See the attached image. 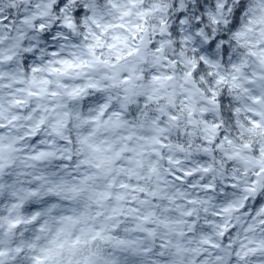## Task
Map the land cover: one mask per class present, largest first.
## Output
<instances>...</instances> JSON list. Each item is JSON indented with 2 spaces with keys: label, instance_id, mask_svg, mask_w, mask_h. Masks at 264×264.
I'll return each mask as SVG.
<instances>
[{
  "label": "clouds",
  "instance_id": "obj_1",
  "mask_svg": "<svg viewBox=\"0 0 264 264\" xmlns=\"http://www.w3.org/2000/svg\"><path fill=\"white\" fill-rule=\"evenodd\" d=\"M0 264H264V0H0Z\"/></svg>",
  "mask_w": 264,
  "mask_h": 264
}]
</instances>
